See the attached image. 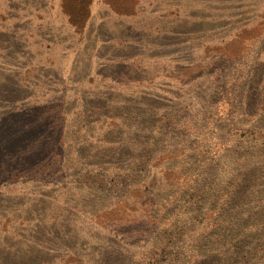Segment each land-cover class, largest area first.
I'll return each mask as SVG.
<instances>
[{
    "label": "rangeland",
    "instance_id": "obj_1",
    "mask_svg": "<svg viewBox=\"0 0 264 264\" xmlns=\"http://www.w3.org/2000/svg\"><path fill=\"white\" fill-rule=\"evenodd\" d=\"M261 161L264 0H0V264H194Z\"/></svg>",
    "mask_w": 264,
    "mask_h": 264
},
{
    "label": "trees",
    "instance_id": "obj_2",
    "mask_svg": "<svg viewBox=\"0 0 264 264\" xmlns=\"http://www.w3.org/2000/svg\"><path fill=\"white\" fill-rule=\"evenodd\" d=\"M251 181H246L250 192L257 193L256 188L264 180V161L254 164ZM221 204L216 200L210 211L211 229L200 232L196 238L197 249L201 254L194 264H251L255 261L264 264V206L257 211L243 209V218H236L237 205L242 197L243 184L232 183ZM252 186V189L249 188ZM245 190V189H244ZM205 234V235H204ZM262 243L255 245L259 240Z\"/></svg>",
    "mask_w": 264,
    "mask_h": 264
}]
</instances>
